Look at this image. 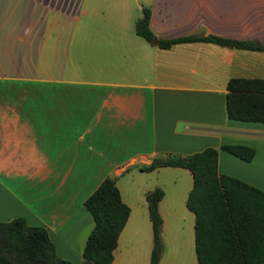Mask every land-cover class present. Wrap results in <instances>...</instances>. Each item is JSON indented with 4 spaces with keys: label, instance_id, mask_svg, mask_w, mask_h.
I'll return each mask as SVG.
<instances>
[{
    "label": "crops",
    "instance_id": "crops-1",
    "mask_svg": "<svg viewBox=\"0 0 264 264\" xmlns=\"http://www.w3.org/2000/svg\"><path fill=\"white\" fill-rule=\"evenodd\" d=\"M142 7L156 37L264 44V0H0V221L44 226L56 254L74 262L93 224L83 200L106 175L129 208L109 264L121 240L146 228L147 189L121 178L171 166L139 168L155 155L215 147L218 172L264 191V122L228 118L224 108L228 78H264V50L209 41L159 47L129 27ZM224 143L254 154L243 160ZM189 180L178 196L163 190L157 209L160 227L192 229V238Z\"/></svg>",
    "mask_w": 264,
    "mask_h": 264
},
{
    "label": "trees",
    "instance_id": "trees-1",
    "mask_svg": "<svg viewBox=\"0 0 264 264\" xmlns=\"http://www.w3.org/2000/svg\"><path fill=\"white\" fill-rule=\"evenodd\" d=\"M147 7L135 21V32L159 47L177 42L209 41L235 48L264 50L256 39L214 34L156 37L148 27ZM224 108L228 118L264 122V78L233 76L225 84ZM225 151L250 160L254 148L224 143ZM180 166L189 170L192 183L185 206L193 212V247L196 264H264V191L217 170V149L207 146L187 153L155 155L139 168ZM163 191L156 186L144 193L153 245L148 264H158L161 217L157 203ZM93 224L81 248L80 262L58 256L46 228L28 224L21 216L0 221V264H109L118 234L129 213L114 176L106 175L83 200Z\"/></svg>",
    "mask_w": 264,
    "mask_h": 264
},
{
    "label": "rangeland",
    "instance_id": "rangeland-1",
    "mask_svg": "<svg viewBox=\"0 0 264 264\" xmlns=\"http://www.w3.org/2000/svg\"><path fill=\"white\" fill-rule=\"evenodd\" d=\"M107 13V9L104 10ZM135 15L131 16L130 25L134 26ZM79 25V22L77 23ZM76 26V23H75ZM79 32V31H77ZM74 36H79L75 34ZM77 46L73 47L72 60L76 63L81 62V53L79 49L80 41L74 38ZM103 49V46H99ZM165 167L158 171H138L131 170L121 178V181L126 180V185H129L132 190L136 188H145L151 190L158 186L166 193L175 191L178 196L185 184H189V171L185 168ZM180 171L181 173H178ZM127 186V188L129 187ZM146 190V191H147ZM145 191V192H146ZM144 192V193H145ZM143 199L144 195L142 196ZM178 198L175 196V205ZM179 215V214H175ZM138 233L136 236H131V239L125 243L119 242L118 254L113 264H148L150 251L153 245L151 223L147 220V226L137 225ZM189 232V234H188ZM192 229H180L178 225L172 228L162 226L159 229V259L158 264H196Z\"/></svg>",
    "mask_w": 264,
    "mask_h": 264
}]
</instances>
